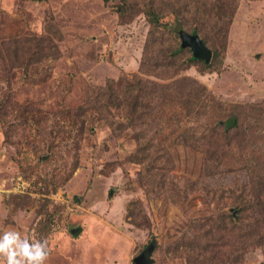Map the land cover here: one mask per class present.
Here are the masks:
<instances>
[{
  "label": "rangeland",
  "instance_id": "obj_1",
  "mask_svg": "<svg viewBox=\"0 0 264 264\" xmlns=\"http://www.w3.org/2000/svg\"><path fill=\"white\" fill-rule=\"evenodd\" d=\"M263 158L264 0H0V232L46 264H264Z\"/></svg>",
  "mask_w": 264,
  "mask_h": 264
},
{
  "label": "trees",
  "instance_id": "obj_2",
  "mask_svg": "<svg viewBox=\"0 0 264 264\" xmlns=\"http://www.w3.org/2000/svg\"><path fill=\"white\" fill-rule=\"evenodd\" d=\"M146 17H147L148 23L151 25V27H150L151 28V31H150L151 34L148 33V37L150 38L152 44L155 47H160L159 46V44H160L159 41H162L164 39H162V31L159 30V28H161V26L159 24V21L157 20V15H156V13L153 14V12L147 10L146 11ZM220 17H227V19L226 18L223 19V23L225 22L224 24H230V18H231L230 13L227 14V15L226 14L220 15ZM180 32L183 33L182 35L196 36V37H198V39H200V36H201V34L199 33L198 30H191V31H189L190 33H188V32L185 31V29L184 30L182 29V31H180ZM223 34L227 35L226 34V30H225V33H223ZM178 36L181 38V40H183L182 37L180 36L179 32H178ZM159 38L161 40H159ZM200 40H202V39H200ZM225 40H226V37H225ZM202 42H203V40H202ZM180 47H181V45L179 47H177V48L171 49L172 52L170 53L169 58H168V61L170 62V64H167L169 67H177V68H181V69L184 68L185 69V68L189 67L191 64H201L203 66V68H208V69L210 68L209 67L210 64L205 65L206 63L204 62V60L202 61V59H197L193 55H190L189 60H187L186 63H181L183 61L184 56L186 55L185 51L182 48H186L188 46H185L184 44H182V47L181 48ZM208 50L211 52L210 49H208ZM188 53H190V52H188ZM211 57L212 58L215 57V54L213 55L212 52H211ZM34 59H39V58L35 57ZM182 66H183V68H182ZM125 91H128V93L123 95L125 99H122L123 97L120 95L121 102L125 103L126 106L137 105L139 103L138 102L139 98H138V95L135 93L136 90L134 88H131V89L126 88ZM108 103H107V105H108ZM148 114H153L154 116L161 115L162 117L164 115L163 113H160L158 111V108H153V107L149 108ZM202 120H203V118H202ZM200 121L201 120L198 119V122H200ZM225 122H226L225 123L226 129H228V131H232V129H234L237 126L238 119H237L236 116L230 115L229 118L226 119ZM263 159H260V160H263ZM154 161H156V160L154 159ZM258 198L261 199L260 197H258ZM226 217L227 216H225V215L218 216L219 219L215 223V224H217L215 226V229H217V231L222 232L223 230H225L226 226L228 225ZM228 218H230V216H228ZM260 238L264 239V235L262 237H260ZM211 239H212V237H211ZM212 246H214V245H212ZM193 247H197L199 249V251H198L196 256H199V257L203 258L202 254H201V250L204 248V246L202 244L198 245V242L196 243L195 240H194ZM145 248L147 249V247H145ZM205 248L207 249V247H205ZM149 251L151 253L150 249H149ZM202 252H203V250H202ZM211 259H212V261H214L212 255L210 257H208V258H205L204 260L201 259L202 260L201 264H204V262H210Z\"/></svg>",
  "mask_w": 264,
  "mask_h": 264
},
{
  "label": "clouds",
  "instance_id": "obj_3",
  "mask_svg": "<svg viewBox=\"0 0 264 264\" xmlns=\"http://www.w3.org/2000/svg\"><path fill=\"white\" fill-rule=\"evenodd\" d=\"M46 239H29L16 229L0 232V264H46Z\"/></svg>",
  "mask_w": 264,
  "mask_h": 264
},
{
  "label": "water",
  "instance_id": "obj_4",
  "mask_svg": "<svg viewBox=\"0 0 264 264\" xmlns=\"http://www.w3.org/2000/svg\"><path fill=\"white\" fill-rule=\"evenodd\" d=\"M183 44L191 48L193 56L197 59L204 60L208 63L211 57V52L204 46L202 41L196 36L182 35ZM150 254L149 249H145L138 257L135 258V264H150L148 255Z\"/></svg>",
  "mask_w": 264,
  "mask_h": 264
}]
</instances>
